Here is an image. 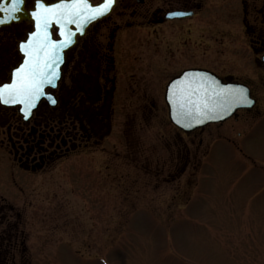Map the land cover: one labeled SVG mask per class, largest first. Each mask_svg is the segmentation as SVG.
Listing matches in <instances>:
<instances>
[{
    "label": "flooded vegetation",
    "instance_id": "1",
    "mask_svg": "<svg viewBox=\"0 0 264 264\" xmlns=\"http://www.w3.org/2000/svg\"><path fill=\"white\" fill-rule=\"evenodd\" d=\"M242 3L246 36L259 69L244 71L257 73L256 79L240 78L235 71L220 72L212 65L216 47L206 33L204 0H116L110 15L77 36L65 53L62 79L55 90H47L56 98L55 105L42 100L25 121L18 109L0 104V136L10 146L4 150L0 140L2 151L12 158L14 167L32 175L47 174L61 161L87 156L103 174L99 181L107 186L103 194L112 193L108 201L114 212L124 213L125 205L132 202L152 203L169 212L181 191L143 195L139 188L151 186L157 192L160 187L190 185L192 175L184 176L187 181L177 176L187 170L188 174L191 166L195 174L201 171L204 154L196 164L193 147H202L206 135L214 139L219 129L211 128L228 122L192 132L176 127L166 99L170 83L187 71L209 72L224 83L247 86L256 100L253 109L240 111L229 121L263 115L264 0ZM24 8L19 20L0 24V85L10 82L12 70L22 63L19 45L34 28L30 20L34 0H26ZM177 12L188 15L170 17ZM57 32L54 28L55 39ZM81 240L87 245L84 237ZM4 247L0 245L11 253V264H28L30 244L13 242ZM0 262L9 264L6 258Z\"/></svg>",
    "mask_w": 264,
    "mask_h": 264
},
{
    "label": "rangeland",
    "instance_id": "2",
    "mask_svg": "<svg viewBox=\"0 0 264 264\" xmlns=\"http://www.w3.org/2000/svg\"><path fill=\"white\" fill-rule=\"evenodd\" d=\"M202 17L216 47L212 65L256 79L257 73L244 71L259 69L242 0H204ZM204 45L210 47L208 40ZM217 128L214 139L206 135L202 147H193L196 164L204 154L199 174L191 166L177 176L192 175L190 185L139 188L143 195L181 191L169 212L132 202L124 213L116 209L122 217L87 156L32 175L14 167L0 147V245L30 244L28 264H264V110L260 118L211 131ZM2 148L9 150L7 140ZM0 254L11 264L9 251L0 248Z\"/></svg>",
    "mask_w": 264,
    "mask_h": 264
},
{
    "label": "snow or ice",
    "instance_id": "3",
    "mask_svg": "<svg viewBox=\"0 0 264 264\" xmlns=\"http://www.w3.org/2000/svg\"><path fill=\"white\" fill-rule=\"evenodd\" d=\"M115 0H104L99 6H93L90 0H59L57 3H46V0H34V9L30 14L34 19V30L29 37L21 41L19 47L24 53L22 64L12 70L10 82L0 85V104L23 105L25 118L31 115L42 97L48 96L46 86L55 87L60 78L58 65L62 61V51L71 45L75 33L69 27L76 25L83 32L84 25L98 19L110 11ZM26 0H0V24L12 23L20 19V13L26 11ZM183 13H172L182 15ZM58 26L63 40L53 39L52 29ZM190 96L197 94L199 89L192 90L190 84L179 88L180 99L184 100L185 92ZM236 103L250 105L248 90L245 88L229 89ZM50 103L55 104V97L48 96ZM195 113L200 117L208 115L209 102L201 94L198 101H192ZM183 109L184 103L180 104ZM183 116L193 115L192 111L182 112ZM197 122H200L199 120ZM189 126V125H185Z\"/></svg>",
    "mask_w": 264,
    "mask_h": 264
},
{
    "label": "water",
    "instance_id": "4",
    "mask_svg": "<svg viewBox=\"0 0 264 264\" xmlns=\"http://www.w3.org/2000/svg\"><path fill=\"white\" fill-rule=\"evenodd\" d=\"M92 4V2L90 1ZM102 3H104V0L98 4V5H93V6H99ZM116 4V0L114 4L112 5L110 11L107 12L104 16L99 17L96 20H93L87 24L84 25L83 32L77 29L76 25H70L69 27L72 29V31L75 33L73 36V43L69 45L67 48H65L62 53V61L58 65V72L60 74V78L57 81V84L55 87L52 86H46L45 91L47 93L48 89H56L59 82L62 79V69L65 64V53L73 47V45L76 42L77 36H83L86 32V30L94 23L98 22L99 20L104 19L107 17L113 10L114 6ZM188 14H182V15H171L170 17L172 18H183L186 17ZM31 21L34 22L33 17L31 16L30 18ZM56 28L58 30L57 34L59 38L57 40H63L64 37L60 36L59 34V29L58 26H54L53 29ZM52 29V32H53ZM34 30V29H33ZM53 39L54 35H53ZM22 52V51H21ZM23 53V52H22ZM24 55V53H23ZM25 59V55H24ZM22 60V63L24 61ZM264 63V57L262 59ZM21 63V64H22ZM183 84H190L192 90L199 89L196 95L190 96L189 92L186 91L184 95V100L181 101L180 99V92L179 88ZM239 88H245L248 90V98L252 101L250 105L248 104H239L236 103L233 98L228 95V90L229 89H239ZM203 94L206 96L208 102H209V108L211 110L208 111V115L204 117H200L198 113H195V109L193 107L192 101H198L200 95ZM48 96H51L48 94ZM48 96L42 97L40 101L38 102L37 106L33 109H31V115L27 116L25 118V113L23 109V105L21 104H15V105H4L1 104L2 107L5 108H16L18 109L20 115L24 118L25 121H29L34 112L37 111L39 108V105L42 100H48ZM166 99L168 103V108H169V113H170V119L171 121L175 124L176 127L179 129L185 131V132H192L196 129L204 128L208 125L211 124H219V123H224L227 120L231 119L233 116H237V113L240 110H251L256 106V100H254L251 97V91L250 89L241 84L237 83H224V81L217 76L209 73V72H204V71H187L183 73L180 77L176 78L174 81H172L167 89L166 92ZM49 101V100H48ZM184 103L185 107L182 109L180 107L181 103ZM51 105H55L52 104ZM192 111L193 115L191 116H183L181 115L182 112H188ZM200 122H197V121ZM189 125V126H185Z\"/></svg>",
    "mask_w": 264,
    "mask_h": 264
}]
</instances>
